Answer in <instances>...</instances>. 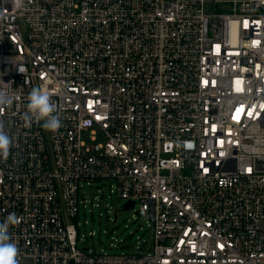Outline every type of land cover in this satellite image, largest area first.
Returning <instances> with one entry per match:
<instances>
[{"label":"built area","instance_id":"2783aa9c","mask_svg":"<svg viewBox=\"0 0 264 264\" xmlns=\"http://www.w3.org/2000/svg\"><path fill=\"white\" fill-rule=\"evenodd\" d=\"M0 80L19 264H264V0H0ZM37 86L56 133L26 126ZM100 180L139 206L150 249L79 246L83 183Z\"/></svg>","mask_w":264,"mask_h":264},{"label":"rangeland","instance_id":"374dc122","mask_svg":"<svg viewBox=\"0 0 264 264\" xmlns=\"http://www.w3.org/2000/svg\"><path fill=\"white\" fill-rule=\"evenodd\" d=\"M215 8L211 3L206 9L213 11ZM217 10L225 9L218 6ZM99 141L105 142V139L100 138ZM83 185L86 202H82L81 194L77 220L80 247L108 254H133L140 248L152 247L149 222L138 213V205L135 209H125L126 201L111 192L113 187L108 180ZM22 264H34V261L24 260Z\"/></svg>","mask_w":264,"mask_h":264},{"label":"clouds","instance_id":"9594fccd","mask_svg":"<svg viewBox=\"0 0 264 264\" xmlns=\"http://www.w3.org/2000/svg\"><path fill=\"white\" fill-rule=\"evenodd\" d=\"M9 84H5L0 80V108L14 103L15 96L9 90ZM28 111L24 114L26 126H31L35 121L42 122L44 130L56 133L61 127L62 122L56 113L58 106L52 101L51 95L39 86L34 87L28 95ZM12 139L5 131L4 124L0 121V158L7 159L12 146ZM178 147L184 149L194 148V144L190 141H181ZM19 218L16 213H10L2 222H0V264H19L18 248L12 242L9 234L10 226L18 224Z\"/></svg>","mask_w":264,"mask_h":264},{"label":"water","instance_id":"95a60500","mask_svg":"<svg viewBox=\"0 0 264 264\" xmlns=\"http://www.w3.org/2000/svg\"><path fill=\"white\" fill-rule=\"evenodd\" d=\"M133 206V204H132ZM126 209L129 210L130 209V204H126Z\"/></svg>","mask_w":264,"mask_h":264}]
</instances>
